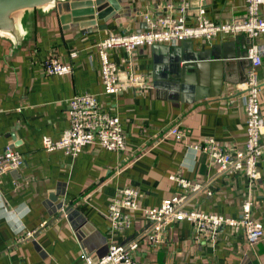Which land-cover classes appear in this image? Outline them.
<instances>
[{
    "label": "crops",
    "instance_id": "crops-1",
    "mask_svg": "<svg viewBox=\"0 0 264 264\" xmlns=\"http://www.w3.org/2000/svg\"><path fill=\"white\" fill-rule=\"evenodd\" d=\"M120 2V12L106 20L97 19L92 31L83 32L73 24L62 28L54 11L32 9L23 15L24 36L19 45L0 37V151L10 145L24 158L20 167L0 176V264H82L83 252L98 259L109 244L134 237L138 238L135 264H264V236L249 246L244 232L228 225L211 238L202 231L197 234L187 220L176 221L165 231L160 245L142 235L149 229L145 208L186 192L171 178L176 174L201 185L197 191L188 189L185 209L238 217L248 199L253 217L264 226V157L258 165L259 176L249 179L241 171L217 172L207 154L190 146L212 137L232 152L244 148L243 81L249 60L230 58L227 69L219 70L212 94L187 102L168 98V89L153 85L154 65L167 64L165 51L153 50L156 43L132 52L123 47L109 50L121 76L133 70L143 73L148 83L118 93L103 92L96 49V43L109 35L148 29L144 15L185 12L186 25H195L201 6L208 19L222 23L245 15L244 0ZM261 11L264 13V5ZM238 35L221 33L211 39L187 40L200 49L202 44L208 47ZM255 42L262 49L258 78L264 120V35ZM236 44L242 49L248 38L242 35ZM52 56L70 63V73L47 74L42 62ZM212 81L216 78L207 70L204 84L198 87L211 92ZM84 92L95 94L101 109L119 117L124 149L91 143L71 155L62 149L43 148L44 136L58 139L68 128V99ZM174 125L185 133L184 138L168 133ZM124 187L138 191V207L124 209L131 223L114 229L108 207ZM32 230H37L33 236H24Z\"/></svg>",
    "mask_w": 264,
    "mask_h": 264
},
{
    "label": "built area",
    "instance_id": "built-area-1",
    "mask_svg": "<svg viewBox=\"0 0 264 264\" xmlns=\"http://www.w3.org/2000/svg\"><path fill=\"white\" fill-rule=\"evenodd\" d=\"M245 15L222 23L211 21L205 16L204 8L198 6L195 14L196 24L186 25L185 12L180 15L160 14L157 16L144 15L149 28L127 34L109 35L96 43L100 59V71L104 93H118L124 88L140 89L148 85L145 75L133 70L121 76L116 64L109 58V50L123 47L128 52L142 45L154 43L175 44L179 41L202 37L211 39L217 34H242L250 41L247 46L249 66L243 81L244 109L246 113V140L243 149L230 151L222 147L212 137H203L199 142L190 146L207 154L219 173L243 172L249 179L259 176L258 165L264 157V120L259 109L258 68L262 63L261 46L255 42L259 35H264V13L261 6L264 0H244ZM188 4H184L182 10ZM71 55H75L72 52ZM47 74L63 75L70 73L71 64L63 63L56 57H48L42 62ZM69 126L58 139L44 136L43 148L50 151L62 149L65 153L75 155L85 145L96 143L110 150H122L125 147V135L119 117L100 108L96 95L93 93L74 94L68 99ZM168 133L177 138H184L185 133L177 125L170 127ZM24 163L22 153L7 145L0 151V176L12 169H17ZM186 192L165 198L160 205L144 209L149 229L142 234L154 245L164 242L165 231L176 222L187 220L194 225L196 232L202 231L211 238L215 237L221 227L228 225L244 232L246 243L255 245L264 236L263 224L253 217L251 200H245L238 217L222 214L205 213L188 210L183 207L187 199L188 189L197 191L201 185L192 183L179 175H171ZM1 191V187H0ZM138 191L124 187L117 191L116 196L108 207V219L114 229H124L131 223L130 216L124 209H135ZM37 230L25 232L31 237ZM23 236V237H24ZM25 237V238H26ZM138 247V238L134 237L120 243H111L106 252L98 259L92 258L86 252L82 253V264H135L133 254Z\"/></svg>",
    "mask_w": 264,
    "mask_h": 264
},
{
    "label": "water",
    "instance_id": "water-1",
    "mask_svg": "<svg viewBox=\"0 0 264 264\" xmlns=\"http://www.w3.org/2000/svg\"><path fill=\"white\" fill-rule=\"evenodd\" d=\"M120 8V0H0V37L9 39L15 46L19 45L24 36L23 15L32 9L54 11L62 28L73 24L85 32L92 31L97 19L113 17L120 12ZM241 36L239 34L234 40L212 43L208 47L202 44L200 49H194L189 40L169 46L154 44L153 50L157 53L165 51L167 64L154 65L153 85L168 89V98L187 102L212 94L213 87L218 84L219 70L224 72L227 69L230 58L247 59L248 45L238 49L236 44ZM207 70L216 78L211 82V92L198 87V84H204ZM52 198L54 196L50 195Z\"/></svg>",
    "mask_w": 264,
    "mask_h": 264
}]
</instances>
